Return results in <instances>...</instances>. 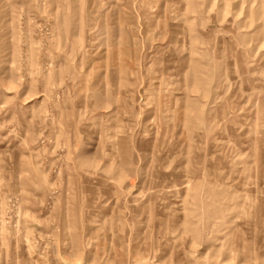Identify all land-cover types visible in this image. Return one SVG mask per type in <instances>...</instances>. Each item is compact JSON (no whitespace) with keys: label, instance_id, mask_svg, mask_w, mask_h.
Listing matches in <instances>:
<instances>
[{"label":"rangeland","instance_id":"obj_1","mask_svg":"<svg viewBox=\"0 0 264 264\" xmlns=\"http://www.w3.org/2000/svg\"><path fill=\"white\" fill-rule=\"evenodd\" d=\"M0 264H264V0H0Z\"/></svg>","mask_w":264,"mask_h":264}]
</instances>
